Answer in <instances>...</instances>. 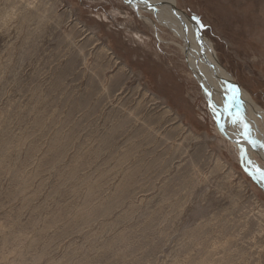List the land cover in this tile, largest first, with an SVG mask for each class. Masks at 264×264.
<instances>
[{
	"label": "rangeland",
	"instance_id": "374dc122",
	"mask_svg": "<svg viewBox=\"0 0 264 264\" xmlns=\"http://www.w3.org/2000/svg\"><path fill=\"white\" fill-rule=\"evenodd\" d=\"M174 1L264 113V0ZM183 45L124 0H0V264H264V146Z\"/></svg>",
	"mask_w": 264,
	"mask_h": 264
},
{
	"label": "bare ground",
	"instance_id": "6f19581e",
	"mask_svg": "<svg viewBox=\"0 0 264 264\" xmlns=\"http://www.w3.org/2000/svg\"><path fill=\"white\" fill-rule=\"evenodd\" d=\"M124 1L128 5H130V7L134 8L137 11V14L146 23H148V24L153 25L154 27H156V22H158L160 24H163L167 28H169V30L173 31V33L176 36L181 37L182 41L184 42L183 51H184L185 56H186V58L188 60L187 63H189V66L192 69V71L195 73V75L198 74V76L200 77L199 78L200 81H201V79H203L205 82L207 81L206 80V77L204 76L206 73H207L206 75L208 76V78H210V79H212V78L217 79V82L219 84V87H216V88L217 89L220 88L222 90L221 92L224 93L222 105H226V106L229 105L230 100H231V102L233 100L232 104L234 105L235 103L238 102V101H234V100H238L237 98H239L240 99L239 101H241V103H243V105H245L246 108H247L246 111H245L247 113V115L245 114V112H242L243 113L242 115H244L245 117L248 118L247 120H249V121L252 122L253 121L252 119L254 118V115H256V114L257 115H264V113L261 112V110L255 106V104L253 103V101L250 100V98L247 96V94H245L244 92L241 91L240 88H238V86L235 84V82H233V80L225 72V70H223L219 66V64L217 63L216 59L214 58V56L209 51L210 50V45L207 43V40L204 39L202 33L199 30L198 31H195L196 33L194 32L196 26L193 24V22L191 21V19L188 16H186L182 12L178 11V9L175 6V1L174 0H124ZM159 7H161V9ZM157 8L160 9L159 12H156ZM164 9L170 11L169 13L172 14V17H173L172 19H170L171 17H169L168 15L162 13ZM143 12L144 13L145 12L146 13L147 12L148 13H151V15L153 16V18H150V20H147L146 17L143 15ZM143 17H145V18H143ZM186 28H187V30H186L187 32L184 30ZM195 35L198 36L197 37L198 39H201L202 40V43H200L201 46H198L199 44H196ZM197 42H199V40ZM199 48H202L204 50V56L203 57H202V55L199 56V52H198V49ZM199 58H201V59H199ZM201 62L202 63L203 62H206V66L205 67L201 66V64H200ZM195 63H197L199 66H201L203 68L202 70L205 72V74H202L197 69L198 66L195 67ZM214 79L211 80L213 82V84L215 83V81H213ZM231 107H232V105H231ZM231 107L228 108V109H231ZM234 108H235V106H234ZM238 108H240V107H238ZM214 109L215 108H213V110ZM216 112H217V110H216ZM232 114H233V112H232ZM220 115H222V114H220ZM233 115H235V114H233ZM235 116H237V115H235ZM244 116H242V117L244 119H246ZM261 117L264 118V116H261ZM219 119H220V117L218 118V120ZM247 120H244V121L247 122ZM221 123H223V124H221ZM229 124L230 123H228L227 118H225L223 116V122L220 121L221 128L223 127V125H225L223 127L224 133L227 131V133H225V134H226V136H227V134L229 135V137L227 136L229 142L232 145H235L237 147V143L238 144H241L240 143V139H242V138H241V136H239L238 134H236V131L235 132H233L232 130L230 131ZM252 127H253V125H252ZM255 127L256 126H254V128ZM257 131L259 132V130H257ZM257 135H258V133H257ZM263 135H264V132H263ZM226 136H225V138H226ZM247 143H249V142H247ZM241 150H242V153H244V150H243L242 146H241ZM261 152H263L262 149L261 150H257V149L254 148V150H253L252 153L257 154L258 156H260V154L262 155ZM243 157L245 158L246 155L244 154ZM262 157H264V156L262 155ZM244 158H243V160H245ZM257 175H259V174H257ZM261 180H262V182H264L263 179H261Z\"/></svg>",
	"mask_w": 264,
	"mask_h": 264
},
{
	"label": "snow or ice",
	"instance_id": "6c2138e0",
	"mask_svg": "<svg viewBox=\"0 0 264 264\" xmlns=\"http://www.w3.org/2000/svg\"><path fill=\"white\" fill-rule=\"evenodd\" d=\"M203 27V25H201ZM238 91V90H237ZM236 120H238L242 127H243V135L245 138L248 137V130H249V125L244 121V118L242 116H240L239 114H237V117H236ZM249 143H252L254 144L255 141L253 140H249ZM255 170L258 172V173H261L262 175H264V169H261L259 168L258 166L255 168Z\"/></svg>",
	"mask_w": 264,
	"mask_h": 264
},
{
	"label": "water",
	"instance_id": "95a60500",
	"mask_svg": "<svg viewBox=\"0 0 264 264\" xmlns=\"http://www.w3.org/2000/svg\"><path fill=\"white\" fill-rule=\"evenodd\" d=\"M178 11H180V10H178ZM180 12H182V11H180ZM183 13V12H182ZM184 14V13H183ZM193 22V21H192ZM193 24H194V22H193ZM195 25V24H194ZM200 84H201V87H203L204 88V83L203 82H201L200 81ZM236 84V83H235ZM208 88L210 89V87L208 86ZM211 90V89H210ZM204 95L207 97L208 96V93H204ZM207 100H208V98H206ZM227 107L225 106V109H226ZM229 112H231V111H229ZM232 114V113H231ZM232 116L234 117V118H236L237 116H235V115H233L232 114ZM216 121H217V123H218V125L220 126V129H222L221 128V125H220V121L218 120V119H216ZM243 133V127L241 128V134ZM242 138H244V140H246V141H249V140H253L252 138H250V137H247V138H245L244 137V135L242 134ZM254 141V140H253ZM255 144H257V145H259V146H264V144H258L256 141H255Z\"/></svg>",
	"mask_w": 264,
	"mask_h": 264
}]
</instances>
